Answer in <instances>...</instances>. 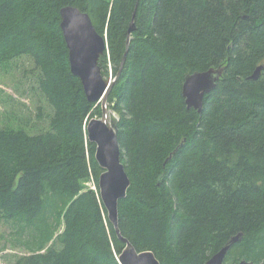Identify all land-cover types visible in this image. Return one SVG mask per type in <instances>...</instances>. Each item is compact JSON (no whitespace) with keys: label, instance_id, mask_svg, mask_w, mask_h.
<instances>
[{"label":"trees","instance_id":"obj_1","mask_svg":"<svg viewBox=\"0 0 264 264\" xmlns=\"http://www.w3.org/2000/svg\"><path fill=\"white\" fill-rule=\"evenodd\" d=\"M67 5L106 36L103 74L108 63L118 74L136 26L108 98L131 179L122 235L161 264H206L242 234L226 259L237 249L264 264V70L250 78L264 62V0H0V65L31 57L52 108L42 133L0 128V213L33 237L16 264H120L125 247L100 197L87 126L101 103L71 71ZM223 63L203 111L188 108L186 75ZM91 177L97 188L85 189Z\"/></svg>","mask_w":264,"mask_h":264},{"label":"water","instance_id":"obj_2","mask_svg":"<svg viewBox=\"0 0 264 264\" xmlns=\"http://www.w3.org/2000/svg\"><path fill=\"white\" fill-rule=\"evenodd\" d=\"M60 14L61 28L69 49L71 71L80 78L89 101L102 105L101 116L90 119L87 132L89 140L96 144L95 158L102 169L98 179L101 200L119 239L125 243L119 262L120 264H161L153 251H138L129 239L122 235L119 228V204L128 195L131 179L121 157L118 138L120 115L114 109L116 102L111 107L108 98L126 61L131 34L136 29L134 19L129 29L128 47L120 70L115 77L105 78L99 61L108 49L106 36L96 29L89 13L76 6H64ZM226 69L227 64L223 63L186 75L182 93L188 108H194L198 112L203 111L205 96L214 91L224 78ZM263 70L264 62L257 66L250 78L259 79ZM174 153L175 151L166 162ZM241 235L234 236L228 244L209 258L206 264H224L230 249L240 240ZM239 264L256 263L243 259Z\"/></svg>","mask_w":264,"mask_h":264},{"label":"rangeland","instance_id":"obj_3","mask_svg":"<svg viewBox=\"0 0 264 264\" xmlns=\"http://www.w3.org/2000/svg\"><path fill=\"white\" fill-rule=\"evenodd\" d=\"M108 68L104 77H114L111 63H108ZM39 76V70L29 56L0 65V128L25 129L30 134H39L50 128L52 108L46 97L37 90ZM100 112L95 113V117L102 114V105ZM83 184L85 189L97 188L93 177ZM63 220L57 215L51 220V225H56V235L64 231ZM28 230L21 234L12 221H7L0 213V264H16L21 255L29 252L28 242L33 237L30 238ZM241 259L242 256L234 249L225 264H238Z\"/></svg>","mask_w":264,"mask_h":264},{"label":"flooded vegetation","instance_id":"obj_4","mask_svg":"<svg viewBox=\"0 0 264 264\" xmlns=\"http://www.w3.org/2000/svg\"><path fill=\"white\" fill-rule=\"evenodd\" d=\"M245 260V259H244ZM262 264V263H261Z\"/></svg>","mask_w":264,"mask_h":264}]
</instances>
